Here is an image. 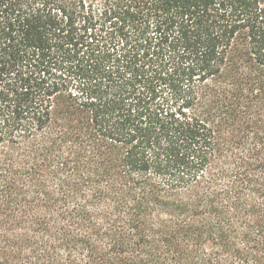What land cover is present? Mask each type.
<instances>
[{
  "label": "trees",
  "instance_id": "trees-1",
  "mask_svg": "<svg viewBox=\"0 0 264 264\" xmlns=\"http://www.w3.org/2000/svg\"><path fill=\"white\" fill-rule=\"evenodd\" d=\"M0 264H264V0H0Z\"/></svg>",
  "mask_w": 264,
  "mask_h": 264
}]
</instances>
